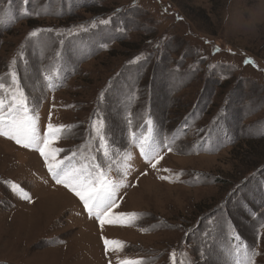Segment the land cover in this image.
Wrapping results in <instances>:
<instances>
[{"label": "rangeland", "instance_id": "rangeland-1", "mask_svg": "<svg viewBox=\"0 0 264 264\" xmlns=\"http://www.w3.org/2000/svg\"><path fill=\"white\" fill-rule=\"evenodd\" d=\"M12 61L41 138L65 126L56 159L99 166L125 226L0 136V264H264V0H0V83Z\"/></svg>", "mask_w": 264, "mask_h": 264}, {"label": "snow or ice", "instance_id": "snow-or-ice-1", "mask_svg": "<svg viewBox=\"0 0 264 264\" xmlns=\"http://www.w3.org/2000/svg\"><path fill=\"white\" fill-rule=\"evenodd\" d=\"M104 23H107L106 21ZM36 32H32L30 36H36ZM251 63V61H246ZM15 61L9 65L10 83H0V136L13 140L21 147L32 149L40 152L44 158L45 165L57 184L63 185L82 202L84 209L90 217H95L103 228L105 223H119L125 226L124 217L113 218L109 215L111 208L115 206L113 197L115 196L117 185L107 178V174L100 170V167L92 164H81L79 166L65 164L64 160H57L58 149L51 147V144L57 138L65 127L63 125L54 127L48 124V131L41 138L37 129V119L30 115V107L28 98L17 82L16 74L12 71ZM94 126H96L94 124ZM103 128V122H99L97 126V134L100 135ZM101 144L103 145V136L100 135ZM150 137H144L140 142V150L145 151V145ZM107 155V153H105ZM12 189L16 190V185H12ZM28 199L27 196L23 197ZM134 215V214H133ZM131 219V217H128ZM105 245V253L110 250H120L123 245L119 241H109L101 238ZM110 246L112 248L110 249ZM258 253L255 251L248 252V264L251 259ZM173 264L175 262V253L172 254ZM120 264H141L140 261L124 260ZM181 264H184L181 261Z\"/></svg>", "mask_w": 264, "mask_h": 264}, {"label": "bare ground", "instance_id": "bare-ground-1", "mask_svg": "<svg viewBox=\"0 0 264 264\" xmlns=\"http://www.w3.org/2000/svg\"><path fill=\"white\" fill-rule=\"evenodd\" d=\"M70 199V198H69Z\"/></svg>", "mask_w": 264, "mask_h": 264}]
</instances>
